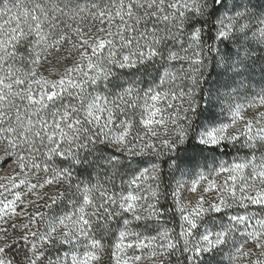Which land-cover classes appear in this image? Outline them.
<instances>
[{
	"label": "snow or ice",
	"instance_id": "1",
	"mask_svg": "<svg viewBox=\"0 0 264 264\" xmlns=\"http://www.w3.org/2000/svg\"><path fill=\"white\" fill-rule=\"evenodd\" d=\"M0 264H264V0H0Z\"/></svg>",
	"mask_w": 264,
	"mask_h": 264
}]
</instances>
